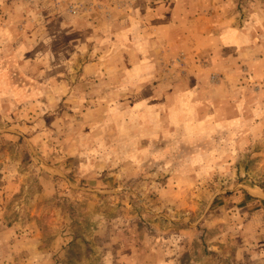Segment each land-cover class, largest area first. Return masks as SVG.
I'll use <instances>...</instances> for the list:
<instances>
[{
    "label": "rangeland",
    "instance_id": "obj_1",
    "mask_svg": "<svg viewBox=\"0 0 264 264\" xmlns=\"http://www.w3.org/2000/svg\"><path fill=\"white\" fill-rule=\"evenodd\" d=\"M92 1L0 0V264H264V0H135L210 52L157 54L130 92L121 51L64 26Z\"/></svg>",
    "mask_w": 264,
    "mask_h": 264
},
{
    "label": "crops",
    "instance_id": "obj_2",
    "mask_svg": "<svg viewBox=\"0 0 264 264\" xmlns=\"http://www.w3.org/2000/svg\"><path fill=\"white\" fill-rule=\"evenodd\" d=\"M85 1H89L87 3H96L92 0ZM120 3L121 4H118L117 0H103L99 6L94 4V6H97L100 10H95L94 6L90 9L91 12H94L95 16L91 18L83 16L73 17L68 20L67 24L63 25L65 28L68 27L75 30L72 33L78 36V38H76L78 40L75 42L77 43V51L79 50L78 46L82 47L89 44L96 45L98 43L96 39L97 36H101L100 38L104 39L103 43L109 46V48L111 47V54H115V50L121 51V62L123 64L120 69L121 73L114 69V71L105 72L107 74L105 77H124L123 86L127 87V92H130V87H134L132 91H135V86H141L146 83L147 77L151 76L152 78V76L155 75V63L167 60L166 56L162 55L157 57V54L168 53L167 56L171 57L183 51L185 60L187 61L188 52L194 53V50L199 51L201 47H203V49L205 47L206 51L210 52V46L207 40L203 39L199 41L193 38V31L191 28L192 22L187 15L186 9H184L181 16H177L176 13L174 17L168 18L162 15V5H145V9L139 12L136 10L135 0H122ZM64 6L67 7V4L65 3ZM177 6L181 7L182 5L178 4ZM130 8H132L133 13L130 11ZM25 10L28 11V8ZM50 10H53V8ZM104 14H107V16ZM3 24V27H0V29H13L14 31L17 29L12 19L8 20V23L4 22ZM27 27L28 26H24L23 29H27ZM84 27L90 28L89 34L91 36L86 33L84 34ZM236 33V31L233 33L227 32L221 35L219 40L220 45L216 44L215 48L211 49L213 52V61H216V63L219 62L221 65L224 61L232 59L222 57L218 53V49H233L234 53L232 51L229 54L230 56L232 54L238 55L241 53L240 51L242 50L240 46L243 40H241L242 36ZM100 51L102 52V60H107V56L105 55V57H103V55L108 52V49L105 48V51L102 49ZM110 53L109 55H111ZM116 53L118 54L119 52ZM90 55H92V53H90ZM109 59H112L111 56ZM97 65L98 62L95 60H89L88 63L82 67V77L92 78L94 75L103 76V73L97 71ZM153 69L154 71L152 72ZM107 70L110 69L108 68ZM131 76H136L137 78V80H135L136 82L131 84L133 86H131L129 82ZM121 88L123 89V87Z\"/></svg>",
    "mask_w": 264,
    "mask_h": 264
},
{
    "label": "built area",
    "instance_id": "obj_3",
    "mask_svg": "<svg viewBox=\"0 0 264 264\" xmlns=\"http://www.w3.org/2000/svg\"><path fill=\"white\" fill-rule=\"evenodd\" d=\"M68 11L71 12L72 14H76L78 11V7L76 5V3H71L67 6Z\"/></svg>",
    "mask_w": 264,
    "mask_h": 264
}]
</instances>
